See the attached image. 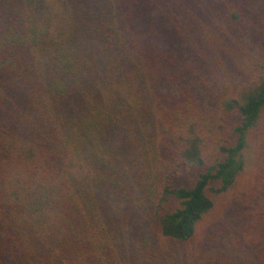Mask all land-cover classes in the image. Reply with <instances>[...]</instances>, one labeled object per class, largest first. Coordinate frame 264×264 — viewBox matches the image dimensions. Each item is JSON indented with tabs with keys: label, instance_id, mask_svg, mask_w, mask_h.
Returning a JSON list of instances; mask_svg holds the SVG:
<instances>
[{
	"label": "trees",
	"instance_id": "1",
	"mask_svg": "<svg viewBox=\"0 0 264 264\" xmlns=\"http://www.w3.org/2000/svg\"><path fill=\"white\" fill-rule=\"evenodd\" d=\"M227 207L210 264H264V0H0V264H172L137 223Z\"/></svg>",
	"mask_w": 264,
	"mask_h": 264
},
{
	"label": "rangeland",
	"instance_id": "2",
	"mask_svg": "<svg viewBox=\"0 0 264 264\" xmlns=\"http://www.w3.org/2000/svg\"><path fill=\"white\" fill-rule=\"evenodd\" d=\"M229 212L231 208H224L214 221L210 222L213 218L203 221L198 236L187 243H162L154 235V231L149 226L150 223L146 220H140L137 223V232L140 230L147 238H150L151 249L161 250L167 258H170L172 264H210L227 250L236 253L245 245L244 226L239 219H231V216L228 218ZM227 218L228 222H225ZM128 222V220L123 222L119 218L116 229L122 238L131 239L130 245H132L138 239L137 235H133L136 222L133 225ZM249 256L253 259L255 257L252 253Z\"/></svg>",
	"mask_w": 264,
	"mask_h": 264
}]
</instances>
